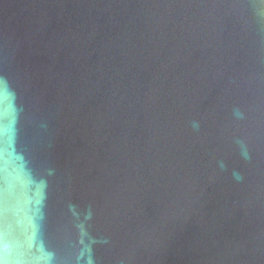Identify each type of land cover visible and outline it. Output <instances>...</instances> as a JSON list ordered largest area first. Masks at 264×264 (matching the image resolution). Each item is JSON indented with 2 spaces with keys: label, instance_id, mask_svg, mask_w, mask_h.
I'll return each instance as SVG.
<instances>
[{
  "label": "water",
  "instance_id": "obj_1",
  "mask_svg": "<svg viewBox=\"0 0 264 264\" xmlns=\"http://www.w3.org/2000/svg\"><path fill=\"white\" fill-rule=\"evenodd\" d=\"M0 264H264V0H0Z\"/></svg>",
  "mask_w": 264,
  "mask_h": 264
}]
</instances>
